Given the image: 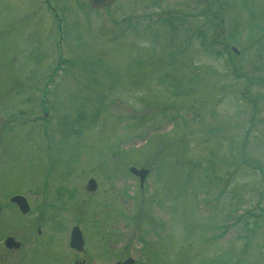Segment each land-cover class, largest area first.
I'll return each mask as SVG.
<instances>
[{
	"label": "rangeland",
	"instance_id": "374dc122",
	"mask_svg": "<svg viewBox=\"0 0 264 264\" xmlns=\"http://www.w3.org/2000/svg\"><path fill=\"white\" fill-rule=\"evenodd\" d=\"M17 191L0 264H70L73 225L89 264H264V0H0L3 206Z\"/></svg>",
	"mask_w": 264,
	"mask_h": 264
},
{
	"label": "flooded vegetation",
	"instance_id": "af4514ba",
	"mask_svg": "<svg viewBox=\"0 0 264 264\" xmlns=\"http://www.w3.org/2000/svg\"><path fill=\"white\" fill-rule=\"evenodd\" d=\"M14 194H18V191L17 192H15ZM14 194H11L10 195V197H12V196H14ZM0 203H1V207H0V213H2L3 211H6V212H11L12 214H16L15 216L16 217H21L22 215H23V213L21 212V209H20V206L16 203H12L9 207H5V206H3V202L0 200ZM13 209L14 210V212L13 211H11V210H9V209ZM45 208H42L41 209V213H43V210H44ZM16 210H19L18 212H20V216L19 215H17L18 213H16ZM39 214H40V212H39ZM40 219V220H42L43 219V217H41L40 215H39V217H37L36 219ZM39 219H38V221H39ZM38 221L36 222V223H24V225H30V231H31V233H33V231H34V229H35V225H36V227H38V233H40V230H39V226H41V222L40 223H38ZM19 224L18 225H20V228H19V230H24V228H23V221H20V222H18ZM15 224H17V223H15ZM28 229V228H27ZM37 229V228H36ZM37 234V233H36ZM25 234H23L22 233V235L21 236H24ZM17 236H19V234L18 233H12V234H6L5 235V238H4V246H5V248L7 249L6 251H10V250H12V249H14V250H19L20 248H21V243L19 242H17L18 240H17ZM35 237H37V235H34ZM8 237H13L15 240H12L10 243H11V245L9 246V244H6V239L8 238ZM86 245L84 244V246H79V247H74V248H70L69 250L71 251V253H72V256H73V259L70 261V264H89V262H88V260L86 259V257H83V255L85 254V252H86ZM120 259L119 258H117V259H115L114 261H113V263L112 264H114L116 261H119ZM91 261V260H90ZM121 261H123V260H121ZM91 264H93L92 262H91Z\"/></svg>",
	"mask_w": 264,
	"mask_h": 264
},
{
	"label": "water",
	"instance_id": "95a60500",
	"mask_svg": "<svg viewBox=\"0 0 264 264\" xmlns=\"http://www.w3.org/2000/svg\"><path fill=\"white\" fill-rule=\"evenodd\" d=\"M114 0H89V3L91 4V6H93L94 8H101V7H106V6H109ZM233 49L238 52V50L233 47ZM130 170L139 175L140 176V181L141 183L144 181L146 175L148 174V169H145V168H141V169H137L135 167H131ZM97 187V183H96V180L91 177L89 180H88V183H87V186L86 188L89 190V191H94ZM20 206L23 207L24 204L19 202ZM24 211H26V208H22ZM83 243V240H82V235H81V232L80 230L78 229V227L75 228L74 232H73V236H72V242H71V245L72 246H80L81 244ZM133 260L132 259H128L126 260L125 262H118L116 264H129L131 263Z\"/></svg>",
	"mask_w": 264,
	"mask_h": 264
},
{
	"label": "trees",
	"instance_id": "16d2710c",
	"mask_svg": "<svg viewBox=\"0 0 264 264\" xmlns=\"http://www.w3.org/2000/svg\"><path fill=\"white\" fill-rule=\"evenodd\" d=\"M232 55H233V53H231ZM231 54H230V56H229V54H226L227 55V60H226V64H227V66H229V67H231V65H232V61H231ZM234 56V55H233ZM234 57H237V56H234ZM233 68H237V70L240 72V68L238 67V66H232Z\"/></svg>",
	"mask_w": 264,
	"mask_h": 264
},
{
	"label": "bare ground",
	"instance_id": "6f19581e",
	"mask_svg": "<svg viewBox=\"0 0 264 264\" xmlns=\"http://www.w3.org/2000/svg\"><path fill=\"white\" fill-rule=\"evenodd\" d=\"M15 201H16V198H14L13 196L10 197V199H9L10 204L14 203Z\"/></svg>",
	"mask_w": 264,
	"mask_h": 264
}]
</instances>
